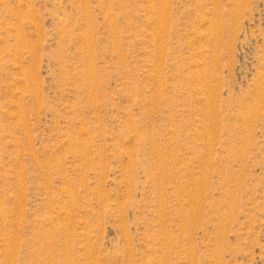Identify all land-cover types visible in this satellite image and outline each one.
Masks as SVG:
<instances>
[{"label": "rangeland", "instance_id": "374dc122", "mask_svg": "<svg viewBox=\"0 0 264 264\" xmlns=\"http://www.w3.org/2000/svg\"><path fill=\"white\" fill-rule=\"evenodd\" d=\"M0 264H264V0H0Z\"/></svg>", "mask_w": 264, "mask_h": 264}]
</instances>
